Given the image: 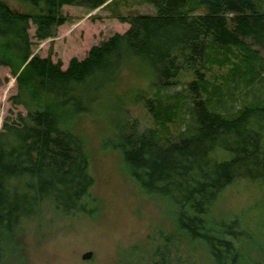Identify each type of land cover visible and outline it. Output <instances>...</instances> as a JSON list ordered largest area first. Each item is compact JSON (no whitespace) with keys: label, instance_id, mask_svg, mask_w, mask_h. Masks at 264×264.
Wrapping results in <instances>:
<instances>
[{"label":"trees","instance_id":"obj_1","mask_svg":"<svg viewBox=\"0 0 264 264\" xmlns=\"http://www.w3.org/2000/svg\"><path fill=\"white\" fill-rule=\"evenodd\" d=\"M20 1L35 12L15 11L0 0V66L16 78L11 102L27 111L18 122L4 123L0 132V264L6 253L2 243L45 204L64 216L94 213L89 156L83 139L70 128L78 117L91 116L100 97L113 95L109 88L133 61L159 80L157 92L145 101L154 124L166 130L181 113L182 99L191 104L193 124L173 141L156 129L135 133L134 127L126 132L127 126H120L110 146L120 151L127 172L144 192L172 200L179 236L203 240L215 264H241L236 224L210 221L209 214L234 180L264 182V146L256 129L264 123V105L224 115L215 104L219 99L213 101L219 87L211 86L199 68L233 65L215 47L230 54L238 49L246 54H240L227 78L238 76L249 84L260 77L264 61L256 63L259 55L251 46L264 49V0H139L156 13L118 15L128 29L92 46L83 59H70L65 69L38 55L26 63L32 55L30 23L34 37L43 40L65 21L63 5L95 8L106 0ZM181 63L196 78L185 83L186 94L162 97L178 84ZM216 149L230 157L214 160ZM164 242L153 248L152 264L169 263ZM255 264H264V258Z\"/></svg>","mask_w":264,"mask_h":264},{"label":"rangeland","instance_id":"obj_2","mask_svg":"<svg viewBox=\"0 0 264 264\" xmlns=\"http://www.w3.org/2000/svg\"><path fill=\"white\" fill-rule=\"evenodd\" d=\"M2 1L15 11L35 12L20 0ZM113 1L106 0L95 8L63 5L61 14L65 21L43 40L34 37L35 25L30 23L31 56L49 57L65 69L70 59H83L92 46L128 29L129 24L120 21L118 15L156 13L152 5L139 0ZM251 48L259 55L256 63L264 61V49L255 45ZM215 50L220 53L218 56L225 55L233 65L244 53L238 49H234L233 54L217 47ZM179 65L181 75L176 79L178 84L160 94L162 97L177 92L186 94L185 83L196 78L191 67L184 63ZM209 65L199 68V71L211 86L219 87L213 97V101L219 99L215 103L219 112L227 116L248 105H264V69L260 70V77L248 84L238 76L227 78L231 74V64ZM158 83L146 65L141 68L137 62H130L109 88L113 95L100 97L91 116L82 115L73 121L70 129L83 139L89 156L93 178L91 196L96 202L94 213L64 216L45 204L38 209V214L24 218L8 240L2 243L6 253L1 264H152L153 248L163 240L167 247L163 251L169 253L168 264H215L203 240L191 241L178 235L172 200L144 192L127 172L120 151L110 146L121 132L120 126H127L126 132L134 127L135 133L156 129L160 137L173 141L193 124L191 104L184 99L178 101L182 106L181 113L165 125L166 130L154 124L145 101L157 92ZM16 93V78L8 67L0 66V132L4 123L18 122L19 116L27 114L23 106L11 102ZM108 104L112 105L107 108ZM256 129L264 146V123L257 125ZM159 142L164 143L162 140ZM229 157L228 152L221 149L211 153L214 160ZM209 217L210 221L236 224V231L241 232L236 239L241 264L263 260L264 182L234 180L219 194ZM86 252L91 253L89 259L82 258Z\"/></svg>","mask_w":264,"mask_h":264},{"label":"water","instance_id":"obj_3","mask_svg":"<svg viewBox=\"0 0 264 264\" xmlns=\"http://www.w3.org/2000/svg\"><path fill=\"white\" fill-rule=\"evenodd\" d=\"M31 58H32V56H30V57L28 58V60L26 61V63H28V62L30 61ZM90 256H91V253H90V252H86V253H84V254L82 255V258H83V259H89Z\"/></svg>","mask_w":264,"mask_h":264}]
</instances>
